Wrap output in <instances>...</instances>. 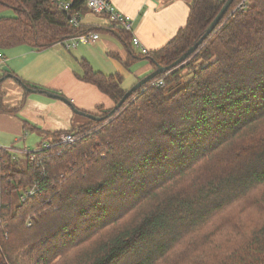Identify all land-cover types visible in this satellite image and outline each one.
I'll return each instance as SVG.
<instances>
[{
    "label": "trees",
    "instance_id": "obj_1",
    "mask_svg": "<svg viewBox=\"0 0 264 264\" xmlns=\"http://www.w3.org/2000/svg\"><path fill=\"white\" fill-rule=\"evenodd\" d=\"M225 1L192 0L186 24L147 54L155 68L199 40ZM238 1L185 61L119 108L81 110L100 119L81 115L68 131L88 134L60 155L46 152L44 174L1 155L0 264H264V0L232 11ZM7 9L0 52L40 51L94 30L71 26L52 0H0V12ZM119 34L129 42V33ZM79 64L76 78L116 105L126 92L122 77ZM7 78L45 91L3 71L0 113H17L28 93L5 105ZM33 184L37 192L21 201Z\"/></svg>",
    "mask_w": 264,
    "mask_h": 264
},
{
    "label": "crops",
    "instance_id": "obj_2",
    "mask_svg": "<svg viewBox=\"0 0 264 264\" xmlns=\"http://www.w3.org/2000/svg\"><path fill=\"white\" fill-rule=\"evenodd\" d=\"M109 1L117 10L131 17L134 35L149 54L163 47L186 24L189 4L192 0ZM82 16L86 29H94L89 32L98 33L99 40L90 47L74 48L71 55L73 61L86 60L96 71L104 74H119L122 77L121 86L125 80L122 70L135 76L133 84L155 70L147 54H142L130 40L128 43L125 42L119 31L108 26L105 17L93 14L88 9L82 12ZM95 29L100 31L97 32ZM60 44L63 45V43H55L40 51L32 50L25 45L1 51L0 75L3 71H12L32 85L48 92L65 95L79 110L99 113L95 109L98 105L103 106L104 109L113 107L112 100L108 96L106 98L105 94L94 85L76 78V72L66 58L70 56ZM107 54H110V60ZM64 59L67 60L65 63ZM7 79L16 87L15 99L4 104L15 107L23 99L24 88L13 79ZM26 98L24 97V101ZM17 116L16 113H0V147L13 145L15 148H20L18 145L24 144L28 125ZM58 131L63 130L53 132Z\"/></svg>",
    "mask_w": 264,
    "mask_h": 264
},
{
    "label": "rangeland",
    "instance_id": "obj_3",
    "mask_svg": "<svg viewBox=\"0 0 264 264\" xmlns=\"http://www.w3.org/2000/svg\"><path fill=\"white\" fill-rule=\"evenodd\" d=\"M248 0H239L235 5L232 11H241L244 10L247 6ZM239 8V9H238ZM13 11L10 9L4 10L3 12H0V16H12ZM93 46V43H86V44H78L76 48L79 47H90ZM60 47L70 56L66 57L69 63L72 65L74 71L78 74L81 73V67L79 62L73 61L71 59V55H73L74 49L67 50L65 48V45H61ZM75 48V49H76ZM107 58L110 60L111 56L110 54L106 55ZM64 59L65 61H67ZM1 73V72H0ZM122 73L125 77L124 82L122 83V87L126 88L127 90L131 88L134 84L133 81L135 79V76L132 73H127L126 70H122ZM188 76V71H185L184 79ZM15 85L9 79H5L1 83V90L3 91V103L8 101H14L15 99ZM27 93V98L24 101V104L22 105L21 109L17 111L16 115L17 117L25 121L27 123V129L26 131V140L24 144L18 145L19 150H16V166L18 169H24L26 168V165L28 163V154L25 153L23 150L26 149L27 151H33L38 146L43 143L47 142L49 139L54 140L55 138L59 137L62 133H69L68 130L76 128V126L82 122L85 121V118L81 115L74 112V109L72 105L75 107V109H78L75 104L69 100L65 95H62L64 98L69 100L71 105L68 103L57 99L49 97L46 93H43L41 91H35L30 90L28 88L23 87ZM63 93V92H62ZM107 97V95H104ZM92 113V112H91ZM86 117V116H85ZM87 118V117H86ZM57 130H67L59 133L56 137H53L52 133L53 131ZM74 133V132H72ZM76 134H81L76 133ZM60 147H53L50 149H46L41 151L40 157H44L47 155L46 152L51 153L54 151L59 150ZM23 151V152H21ZM40 161V159L38 160ZM29 164V163H28ZM33 167V166H32ZM35 168V167H33ZM39 171V173L44 174V162L40 165V167L35 168ZM37 191H35L36 193ZM25 224L27 227H30L31 225V219L28 218L25 221Z\"/></svg>",
    "mask_w": 264,
    "mask_h": 264
},
{
    "label": "built area",
    "instance_id": "obj_4",
    "mask_svg": "<svg viewBox=\"0 0 264 264\" xmlns=\"http://www.w3.org/2000/svg\"><path fill=\"white\" fill-rule=\"evenodd\" d=\"M87 9L92 12L93 14L101 15L106 18L108 22V26L117 31H123L130 34L131 44L136 47L142 54H147V49L140 43L139 39L134 35L133 30V22L130 16L120 12L115 8V6L109 0H84ZM53 3L57 5L58 8L63 10L67 15L68 23L73 26L74 28H79L82 24V13L77 9L72 8V3L70 0H52ZM239 9V8H238ZM99 40V34L96 32H89L86 34H77L76 36L65 40L63 44L65 45L66 49H74L77 47L78 44H86V43H95ZM156 86H162V80H156L154 82ZM88 132H83L80 135L76 133H62L59 137L55 138L54 140L49 139L47 142L40 143L41 145L38 146L33 151H27L24 149L23 151L28 154V163L30 166L35 168L40 167V165L45 161V156L40 157V153L43 150L50 149L53 147H60L59 150L55 151L57 155L61 154V149L64 146H69L77 143L82 137L86 136ZM0 162H4L5 160L1 161V155H5L7 159L10 161L16 160L17 154L16 150L20 151L19 148H15L13 145L7 147H0ZM21 151V152H23ZM4 153V154H2ZM40 159V161H38ZM4 165H6L4 163ZM1 171L3 169L0 165V176H2ZM0 177V205L2 203V195L3 192L7 189L2 186V180ZM5 188V189H4ZM37 191V185L33 184L30 188L22 191L20 194V200L23 201L26 198L32 196ZM2 218L0 217V222Z\"/></svg>",
    "mask_w": 264,
    "mask_h": 264
},
{
    "label": "water",
    "instance_id": "obj_5",
    "mask_svg": "<svg viewBox=\"0 0 264 264\" xmlns=\"http://www.w3.org/2000/svg\"><path fill=\"white\" fill-rule=\"evenodd\" d=\"M233 2H234V0H226L224 2V4L221 7L219 13L216 15V17L210 23V25L206 29L205 33L203 34V36L199 40H197L192 46H190L185 52H183L172 64H170L168 66H161V65L156 64L155 70H153L151 73H149L144 78L140 79L131 88L126 90V92L124 93L122 98L118 101V103L113 106L112 111L114 109L119 108L120 105L124 102V100L126 98H128L137 89H139L144 83L148 82L149 80L154 78L156 75H158V74H160L162 72H165V71L173 68L174 66L182 63L183 61H185L198 48V46L203 42V40L216 28V26L218 25V23L220 22V20L222 19V17L224 16V14L226 13V11L228 10V8L230 7V5ZM39 91H41L43 93H46L49 97L60 99V100H62L64 102L68 103L69 105H71L69 100L64 98L62 95H59V94H56V93H53V92H48L46 90L45 91L39 90ZM72 107L74 109V112L79 114V115H84L87 118L92 119V120H99L100 119V118L94 116L93 114H88V113H85V112H83V111H81L79 109H75V107L73 105H72Z\"/></svg>",
    "mask_w": 264,
    "mask_h": 264
}]
</instances>
